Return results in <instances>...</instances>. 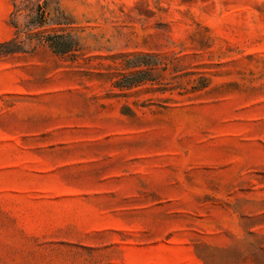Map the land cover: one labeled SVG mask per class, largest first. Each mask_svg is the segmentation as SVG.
<instances>
[{"label": "rangeland", "instance_id": "374dc122", "mask_svg": "<svg viewBox=\"0 0 264 264\" xmlns=\"http://www.w3.org/2000/svg\"><path fill=\"white\" fill-rule=\"evenodd\" d=\"M0 264H264V0H0Z\"/></svg>", "mask_w": 264, "mask_h": 264}, {"label": "trees", "instance_id": "16d2710c", "mask_svg": "<svg viewBox=\"0 0 264 264\" xmlns=\"http://www.w3.org/2000/svg\"><path fill=\"white\" fill-rule=\"evenodd\" d=\"M64 36H55V37H47L45 41H47L56 52H67V51H71L72 48H67L64 45ZM10 45L16 46L14 51H20L21 48V44L20 42H18L17 40H13L7 43L2 44L1 47H8Z\"/></svg>", "mask_w": 264, "mask_h": 264}]
</instances>
